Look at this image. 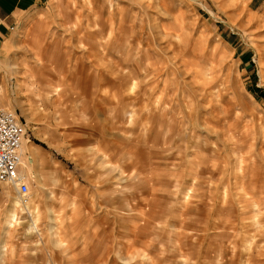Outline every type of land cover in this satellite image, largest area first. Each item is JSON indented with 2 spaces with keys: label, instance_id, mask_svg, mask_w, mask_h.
Here are the masks:
<instances>
[{
  "label": "rangeland",
  "instance_id": "374dc122",
  "mask_svg": "<svg viewBox=\"0 0 264 264\" xmlns=\"http://www.w3.org/2000/svg\"><path fill=\"white\" fill-rule=\"evenodd\" d=\"M253 1L47 0L23 18L0 108L29 189L0 182V264H264Z\"/></svg>",
  "mask_w": 264,
  "mask_h": 264
},
{
  "label": "built area",
  "instance_id": "2783aa9c",
  "mask_svg": "<svg viewBox=\"0 0 264 264\" xmlns=\"http://www.w3.org/2000/svg\"><path fill=\"white\" fill-rule=\"evenodd\" d=\"M24 129L12 111L0 108V182L14 187L21 198L28 185L20 173Z\"/></svg>",
  "mask_w": 264,
  "mask_h": 264
},
{
  "label": "crops",
  "instance_id": "0c3cea01",
  "mask_svg": "<svg viewBox=\"0 0 264 264\" xmlns=\"http://www.w3.org/2000/svg\"><path fill=\"white\" fill-rule=\"evenodd\" d=\"M46 2L47 0H0V61L4 57L9 40H15L23 18L29 13L42 9ZM253 3L255 4L252 13L264 16V0H254ZM256 3H260L262 8H257ZM21 168L22 166L19 171Z\"/></svg>",
  "mask_w": 264,
  "mask_h": 264
},
{
  "label": "bare ground",
  "instance_id": "6f19581e",
  "mask_svg": "<svg viewBox=\"0 0 264 264\" xmlns=\"http://www.w3.org/2000/svg\"><path fill=\"white\" fill-rule=\"evenodd\" d=\"M264 77V76H263ZM26 145H27V143L25 142V141H23V143H22V145H21V148H20V151H21V156H22V159L23 160H21V165H22V163H23V170H22V168H21V171H20V173H21V175L24 177V179H25V175H24V171L26 170V172H29V168H30V164H29V159H28V157L25 155V152H26ZM39 160H40V163L39 164H42V165H44L45 167L47 166V163L43 160V159H41V158H39ZM59 173L57 172V174H54L53 175V177L55 176L57 179H58V177H59ZM16 219H15V216H11V223L12 222H14Z\"/></svg>",
  "mask_w": 264,
  "mask_h": 264
}]
</instances>
